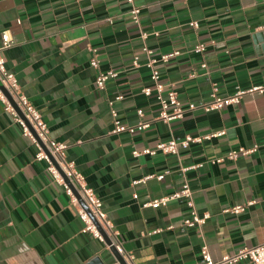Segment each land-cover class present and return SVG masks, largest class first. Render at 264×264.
Returning <instances> with one entry per match:
<instances>
[{
    "label": "crops",
    "instance_id": "1",
    "mask_svg": "<svg viewBox=\"0 0 264 264\" xmlns=\"http://www.w3.org/2000/svg\"><path fill=\"white\" fill-rule=\"evenodd\" d=\"M133 1L142 11L140 25L128 0H0V48L3 34L12 41L1 52L7 69L102 200L132 264H201L204 246L220 260L263 244L264 93L247 94L235 107L164 122L156 96L142 93L154 87L142 48L147 45L155 58L179 52L156 68L184 106L208 101L215 87L228 96L264 86V0ZM198 44L206 46L204 53L193 52ZM91 49L99 53L98 69L90 66ZM108 71L118 76L100 90L97 76ZM119 96L114 109L121 123L149 128L112 133L109 103ZM220 131L221 138L179 155L133 156L174 137ZM240 148L257 149L226 160ZM36 153L0 101V264H119L106 243L85 232L70 197ZM152 175L164 177L143 182ZM185 182L199 216H208L192 229L183 227L190 217L184 199L146 206L181 191ZM236 207L245 210L227 212Z\"/></svg>",
    "mask_w": 264,
    "mask_h": 264
},
{
    "label": "built area",
    "instance_id": "2",
    "mask_svg": "<svg viewBox=\"0 0 264 264\" xmlns=\"http://www.w3.org/2000/svg\"><path fill=\"white\" fill-rule=\"evenodd\" d=\"M131 4L132 20L135 24L140 25L141 22V8L134 5L133 0H128ZM109 21V20H108ZM191 26L197 28V23H191ZM143 41L148 39L147 33H142ZM12 41L7 33L3 34V44L0 48V101L4 106L5 112L9 113L16 124H18L23 132V135L30 139L31 143L37 148L35 160L38 162H45L47 164V171L52 176L53 180L64 188L66 194L70 197L71 203L78 210L79 218L85 223V232H90L94 238L106 243L108 238L111 245L117 253L124 259L127 264H132L134 256L125 253L122 245L117 238V232L114 231L113 225L108 221L106 214L103 211L102 200L97 196L95 191L87 185L83 175L77 170L74 162L68 161L66 158L67 146L64 143L58 142L50 137V130L42 116V114L33 106L29 98L23 92L22 87L15 76L6 66V60L2 56V50L10 47ZM206 50L204 44H198L193 48L195 54H202ZM142 51L147 55L146 67L151 70V80L154 84L153 88H144L142 93L147 97L156 96L159 101L161 112L159 119L164 122H171L182 119L187 112L202 110L205 113L221 111L225 108L235 107L241 104L243 98L247 94L264 93V86L252 87L247 90H237L233 95L220 96L217 87L214 88L211 98L208 101H200L184 106L180 101L177 92L167 87L161 82V74L156 68L158 62L167 63L172 58L179 55V52L155 58L154 53L147 45H144ZM92 58L90 66L98 69L100 66V56L97 50L91 49ZM139 57H135L133 66L140 67ZM205 68L206 65H203ZM117 73L113 71L100 72L96 79L98 89L105 88L108 81L117 78ZM122 98L116 97L114 101H110L111 114L113 118L114 129L113 134L129 133L134 134L138 130H146L150 127L149 123L139 122L133 126H125L119 119L118 112L114 109L115 101ZM22 115V116H21ZM140 117H143L141 111L138 112ZM225 135L224 131L216 132L214 134L203 137L186 136L184 138L174 137L167 142H160L155 149H146L143 151H134V157L144 155L154 156L157 153L164 155H179L181 150H188L192 145L202 144L204 141H211L216 138H221ZM45 149L47 151H45ZM253 150H246L240 148L229 152L226 160L235 162L241 156H248L253 153ZM224 159L212 161V163H221ZM202 165L193 166L190 168H183L182 172L187 173L189 170H196ZM168 174V172H166ZM164 175H152L143 180L146 182L152 178L161 181ZM66 179L69 183L66 182ZM139 183V182H137ZM74 191H77L80 198L85 202L90 214L85 211L76 197ZM137 198V197H136ZM184 199L190 209V217L184 221V229H192L203 225L208 216L200 217L196 211L193 202V192L188 184L184 183L183 189L171 196L163 197L146 206L158 208L166 206L172 200ZM245 210L244 207H236L227 212L239 214ZM241 262H248L250 264H264V243L255 248H243L238 252L223 256L220 260H215L209 252L207 246H204L201 252V264H240Z\"/></svg>",
    "mask_w": 264,
    "mask_h": 264
},
{
    "label": "water",
    "instance_id": "3",
    "mask_svg": "<svg viewBox=\"0 0 264 264\" xmlns=\"http://www.w3.org/2000/svg\"><path fill=\"white\" fill-rule=\"evenodd\" d=\"M21 116H22V115H21ZM45 151H47V150L45 149ZM66 182L69 183V181H68L67 179H66ZM69 184H70V183H69ZM70 186H71V184H70ZM71 187H72V186H71ZM74 193H75L76 197L78 198L81 207H82L85 211H87V212L90 214L87 205H86L85 202L80 198V196L78 195L77 191H74ZM105 241H106V244L110 247L111 243H110L109 239L106 238ZM110 250L113 252V254H115V256H116L117 261L119 262V264H127V263L124 261V259H123V258L117 253V251H116L115 249L111 248Z\"/></svg>",
    "mask_w": 264,
    "mask_h": 264
}]
</instances>
